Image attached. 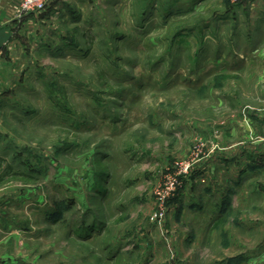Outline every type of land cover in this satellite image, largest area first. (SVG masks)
<instances>
[{
  "label": "rangeland",
  "instance_id": "rangeland-1",
  "mask_svg": "<svg viewBox=\"0 0 264 264\" xmlns=\"http://www.w3.org/2000/svg\"><path fill=\"white\" fill-rule=\"evenodd\" d=\"M15 1L0 264H264V0Z\"/></svg>",
  "mask_w": 264,
  "mask_h": 264
},
{
  "label": "built area",
  "instance_id": "built-area-1",
  "mask_svg": "<svg viewBox=\"0 0 264 264\" xmlns=\"http://www.w3.org/2000/svg\"><path fill=\"white\" fill-rule=\"evenodd\" d=\"M50 0H16L13 6L14 14L22 17L43 11Z\"/></svg>",
  "mask_w": 264,
  "mask_h": 264
},
{
  "label": "crops",
  "instance_id": "crops-1",
  "mask_svg": "<svg viewBox=\"0 0 264 264\" xmlns=\"http://www.w3.org/2000/svg\"><path fill=\"white\" fill-rule=\"evenodd\" d=\"M5 16H10V10L8 8H0V18H2V22H0V63L2 62L5 46L8 45L9 39L11 38V34L9 32V27L7 22H9L8 18ZM4 60V59H3Z\"/></svg>",
  "mask_w": 264,
  "mask_h": 264
}]
</instances>
